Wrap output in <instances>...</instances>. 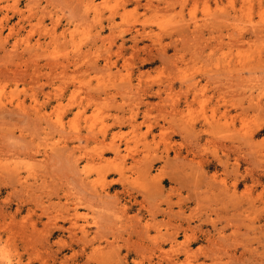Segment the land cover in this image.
Returning a JSON list of instances; mask_svg holds the SVG:
<instances>
[{"label": "rangeland", "instance_id": "rangeland-1", "mask_svg": "<svg viewBox=\"0 0 264 264\" xmlns=\"http://www.w3.org/2000/svg\"><path fill=\"white\" fill-rule=\"evenodd\" d=\"M9 261L264 264V0H0Z\"/></svg>", "mask_w": 264, "mask_h": 264}, {"label": "bare ground", "instance_id": "bare-ground-1", "mask_svg": "<svg viewBox=\"0 0 264 264\" xmlns=\"http://www.w3.org/2000/svg\"><path fill=\"white\" fill-rule=\"evenodd\" d=\"M190 114H191V113H188L187 115L190 116ZM135 116H136V114H132V115L130 116V118L128 119L129 122L125 121L126 123H128L130 126H132V127H134V128L137 127V125H135V124L133 123ZM118 119H119V118H118ZM180 146H182V145H180ZM178 149H180V148H178ZM112 151H114V153H115L116 155H118L119 147H114V148L112 149ZM174 151H177V150L174 149ZM74 210H75V212H74V215H73V216H74L75 221H73V224H74V225H77V220H78V218L81 217V216L78 214V211H77L76 208H75ZM80 230H81V232H82L83 234L86 233V229H85V226H84V225H81V226H80ZM172 239H173V238H172ZM182 248L184 249V251L188 252L187 247H182ZM8 264H11V262L9 261Z\"/></svg>", "mask_w": 264, "mask_h": 264}]
</instances>
